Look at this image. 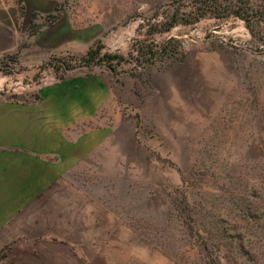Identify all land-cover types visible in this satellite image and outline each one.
Listing matches in <instances>:
<instances>
[{
	"label": "rangeland",
	"instance_id": "374dc122",
	"mask_svg": "<svg viewBox=\"0 0 264 264\" xmlns=\"http://www.w3.org/2000/svg\"><path fill=\"white\" fill-rule=\"evenodd\" d=\"M27 12L0 67V264H264V0ZM84 77L100 114L35 161L37 92Z\"/></svg>",
	"mask_w": 264,
	"mask_h": 264
},
{
	"label": "crops",
	"instance_id": "0c3cea01",
	"mask_svg": "<svg viewBox=\"0 0 264 264\" xmlns=\"http://www.w3.org/2000/svg\"><path fill=\"white\" fill-rule=\"evenodd\" d=\"M37 2L38 0H0V67L12 61L10 57L19 46L23 32L21 25H24L20 16L22 6L28 15V10L33 12L37 8ZM37 93V101L32 105L30 114L31 120H36L40 126V129L34 132L31 147L29 146L34 160L39 158L43 162L44 158L48 159L55 154H61L63 158L69 160L72 149L66 146L67 141L59 132V128L70 122L95 119L97 114H100V79L89 77L66 79L42 88ZM26 114L28 112H23L12 119L28 121ZM94 134L91 132L89 135ZM38 163L36 168L32 169L36 175L41 174L42 169ZM51 168L49 167L46 172L48 173Z\"/></svg>",
	"mask_w": 264,
	"mask_h": 264
},
{
	"label": "trees",
	"instance_id": "16d2710c",
	"mask_svg": "<svg viewBox=\"0 0 264 264\" xmlns=\"http://www.w3.org/2000/svg\"><path fill=\"white\" fill-rule=\"evenodd\" d=\"M99 51H98V48L95 49L93 47H90L87 52H86V58L84 57L85 61H92L93 59H95L96 57H98V54ZM87 59V60H86ZM100 62V59L98 60Z\"/></svg>",
	"mask_w": 264,
	"mask_h": 264
}]
</instances>
